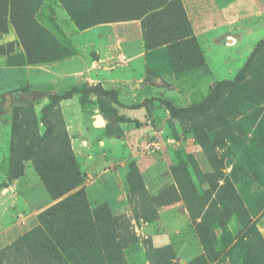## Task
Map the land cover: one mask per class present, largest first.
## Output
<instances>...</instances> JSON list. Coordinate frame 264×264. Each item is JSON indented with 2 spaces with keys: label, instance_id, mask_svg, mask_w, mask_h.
Wrapping results in <instances>:
<instances>
[{
  "label": "rangeland",
  "instance_id": "obj_1",
  "mask_svg": "<svg viewBox=\"0 0 264 264\" xmlns=\"http://www.w3.org/2000/svg\"><path fill=\"white\" fill-rule=\"evenodd\" d=\"M159 1L28 0L0 45V264H264V0ZM75 54L92 72L44 114L53 77L27 67ZM219 83L192 122L160 102Z\"/></svg>",
  "mask_w": 264,
  "mask_h": 264
},
{
  "label": "trees",
  "instance_id": "obj_2",
  "mask_svg": "<svg viewBox=\"0 0 264 264\" xmlns=\"http://www.w3.org/2000/svg\"><path fill=\"white\" fill-rule=\"evenodd\" d=\"M139 4V10L141 11L143 8V3L141 0H137ZM160 3L154 7L153 9L157 12H155L152 17H155L157 20H163L164 18V13L166 9H170L172 7H176V10H179V4L177 2H171L170 0H161L159 1ZM0 3H6V14H7V19L2 17L0 13V33L6 32V23L9 20L15 29L16 36L20 38V25L19 21H22L24 23L30 22L31 25L33 23L31 22V18L29 17L30 11L28 10L29 3L28 0H0ZM66 4V3H65ZM68 8V5H65ZM167 9V10H168ZM175 10V12H176ZM177 13V12H176ZM150 18V17H149ZM171 42L169 41H166ZM264 44V39H262L258 45ZM59 61V59H54L53 62ZM46 62L49 61H41V62H36V63H31V65H40V64H46ZM239 77L242 76V73L238 75ZM242 78V77H241ZM241 78H236V81L238 82ZM229 84H233V82H230ZM221 83L217 84V86L214 88L212 95L206 97L202 102L197 103V104H192L188 107H183V108H177L175 107L172 103L162 100L160 101L167 109L169 112V117L170 119H178L182 121H193L194 119L198 117H202L205 115V113L210 109L212 105H215L217 103V97L219 94V87ZM79 90L77 88H73L71 90L65 91L62 94H57L56 92L49 93L48 94V100L49 104L43 109V113L45 114L46 111L50 108L53 107L57 102L62 101V100H67L71 98L74 94L78 93ZM105 95H114V91H107L104 92ZM117 120L119 122H130V120L124 116H118ZM28 158V157H27ZM64 206V203H58L56 204V207L52 208L53 211L59 208H62ZM52 213V212H50ZM50 213H44L43 216L47 217L50 215ZM81 233V231L78 229L76 234L77 236ZM43 247L42 243H38V248L41 249ZM65 252V247L61 243H57L56 245L52 246L51 249V254L53 255V258L55 261H62L61 257L62 254ZM74 264H80L79 262H75Z\"/></svg>",
  "mask_w": 264,
  "mask_h": 264
},
{
  "label": "crops",
  "instance_id": "obj_3",
  "mask_svg": "<svg viewBox=\"0 0 264 264\" xmlns=\"http://www.w3.org/2000/svg\"><path fill=\"white\" fill-rule=\"evenodd\" d=\"M16 39V35L12 30H8L7 33L2 34L0 36V45L4 44L6 42H12ZM158 51V50H157ZM153 54L156 53V51H152ZM151 52V53H152ZM151 54V55H153ZM144 55L145 54L143 52H141L140 54H138V57ZM124 56V54H121L120 56H118V59ZM148 57H151L150 55H148ZM102 61V58H100ZM117 59V61H118ZM149 62L151 61V58H148ZM86 62L84 61V59L81 57V55L79 54H75L74 56H71L69 58L66 59H62L56 62H52V63H46V64H40V65H32V66H28L27 67V72L29 74V77H31V79H35V75H50L51 77H53V79L51 80V86L54 85L55 83L60 86V85H65L63 83H60L61 80H65V78H73V80H77L78 82L77 84H73V86H69V87H74V86H78L79 82H81L82 78L84 77V74L86 72H88V74L90 72H92V69L89 67V65L86 66L85 64ZM98 63V62H97ZM100 63V62H99ZM98 63V66H99ZM86 69V70H84ZM104 74H106L107 76H104ZM100 76H103L104 78L107 77V79H114L115 77V73L110 71H103L101 73ZM102 80H105V79ZM55 84V85H56ZM32 87H34V84H30ZM55 85L53 87V90H51V93L55 92ZM39 86V84H38Z\"/></svg>",
  "mask_w": 264,
  "mask_h": 264
},
{
  "label": "built area",
  "instance_id": "obj_4",
  "mask_svg": "<svg viewBox=\"0 0 264 264\" xmlns=\"http://www.w3.org/2000/svg\"><path fill=\"white\" fill-rule=\"evenodd\" d=\"M127 61L126 57L125 56H121L119 59H118V62L119 63H125Z\"/></svg>",
  "mask_w": 264,
  "mask_h": 264
},
{
  "label": "bare ground",
  "instance_id": "obj_5",
  "mask_svg": "<svg viewBox=\"0 0 264 264\" xmlns=\"http://www.w3.org/2000/svg\"><path fill=\"white\" fill-rule=\"evenodd\" d=\"M100 125H101L100 120L96 121V126H100Z\"/></svg>",
  "mask_w": 264,
  "mask_h": 264
}]
</instances>
